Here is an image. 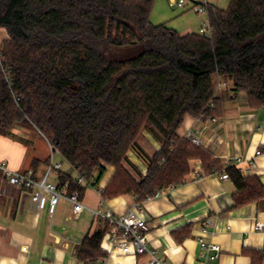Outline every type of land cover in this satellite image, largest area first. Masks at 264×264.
<instances>
[{
    "label": "trees",
    "instance_id": "obj_1",
    "mask_svg": "<svg viewBox=\"0 0 264 264\" xmlns=\"http://www.w3.org/2000/svg\"><path fill=\"white\" fill-rule=\"evenodd\" d=\"M155 0H0V136L33 127L97 188L114 173L103 201L130 195L138 204L182 185L190 163L204 175L228 174L235 206L264 199L258 176L223 167L209 151L177 134L186 117L209 119L219 105V81H232L252 108L264 109V0H231L208 8L214 32L181 36L153 25ZM17 98L19 101H17ZM144 132L161 148L152 156L139 144ZM136 152L147 161L139 174ZM126 166L137 173L136 179ZM69 192L84 196L66 175ZM108 227L101 222L80 246L93 263Z\"/></svg>",
    "mask_w": 264,
    "mask_h": 264
},
{
    "label": "crops",
    "instance_id": "obj_2",
    "mask_svg": "<svg viewBox=\"0 0 264 264\" xmlns=\"http://www.w3.org/2000/svg\"><path fill=\"white\" fill-rule=\"evenodd\" d=\"M204 2L208 8L225 10L228 1L193 0L184 8L193 14L186 11L172 28L164 25L181 36L199 34V16L194 14L193 7ZM153 20L155 24L162 22L155 14L151 16ZM3 31L6 37L2 43L8 40L5 29H0V34ZM219 84L222 85L217 92L219 105L216 115L203 121L207 129L202 134L201 147L223 167L234 166L245 177L258 176L264 185V109L252 108L245 92L235 94L232 81L220 80ZM201 123L199 119L186 117L178 136L182 138ZM144 135L150 151L142 142L139 144L152 156L161 145L149 134ZM51 149L49 141L33 127L16 126L9 136H0V161L16 172L32 170L38 181L47 175ZM129 155L130 162L146 174L147 167L142 169V163ZM54 162L62 168L52 170L47 182L59 184L61 175L75 182L78 172L74 167L61 155L58 161L54 155ZM114 170L108 169L98 187L106 188ZM235 190L230 179L223 180L219 174L206 176L201 162L192 161L185 183L139 204L141 212L134 208L138 203L130 195L104 202L96 188H87L83 196L85 210L74 219L72 205L65 199L60 200L53 216L47 209L36 211L31 192L9 185L0 170V264H106L102 250L105 256L93 263L82 262L77 256L84 240L101 226L93 212L106 209L118 214L137 211L148 223L150 248L166 264H264V233L255 230L257 223H264V199L236 207ZM200 238L220 246L216 260L205 261ZM145 262L144 257H114L110 264Z\"/></svg>",
    "mask_w": 264,
    "mask_h": 264
},
{
    "label": "built area",
    "instance_id": "obj_3",
    "mask_svg": "<svg viewBox=\"0 0 264 264\" xmlns=\"http://www.w3.org/2000/svg\"><path fill=\"white\" fill-rule=\"evenodd\" d=\"M189 0H169L170 6L173 8L184 9ZM193 10L195 13L203 15L208 14V5L206 2L200 5H194ZM213 28L209 20L208 24H202L199 34L211 38L213 35ZM222 87L218 85L217 91ZM17 101L19 99L17 98ZM202 123L198 128L188 130L183 139L190 142L195 146H202V134L207 129V125L203 119H199ZM58 152L51 149V156L49 159V168L46 177L38 181L32 170L26 172H16L8 167L5 161H0V170L3 173L4 180L11 186L19 189H24L31 192L32 205L36 211L47 209L50 215L56 213L57 206L61 199L67 200L72 205V217L78 218L85 210L83 197L79 192H69V182L54 184L47 182L46 178L52 170H60L62 165L54 162V155ZM230 167L226 166L225 168ZM223 180H229L228 174L221 175ZM76 185L93 188L96 180L93 178L88 181L83 175L78 174L75 180ZM98 194L102 198L105 188H96ZM159 192L157 195H160ZM103 200V199H102ZM105 202V201H104ZM138 212H141V207L136 204L134 207ZM134 209L125 214H118L112 209L97 210L93 212V217L100 220L108 227V232L104 235L100 248L106 254V264H110L114 257H144L146 262L144 264H166L164 260L156 256L154 249L149 246L148 230L149 226L147 221L142 218ZM255 230L264 233V223H257ZM203 258L205 261L216 260L220 253L221 248L216 244H208L202 238L199 240ZM213 254H209V253Z\"/></svg>",
    "mask_w": 264,
    "mask_h": 264
},
{
    "label": "rangeland",
    "instance_id": "obj_4",
    "mask_svg": "<svg viewBox=\"0 0 264 264\" xmlns=\"http://www.w3.org/2000/svg\"><path fill=\"white\" fill-rule=\"evenodd\" d=\"M192 1L193 0H189L188 3L190 4V3H192ZM227 1H228L227 4H226L227 6H225V8H224L225 10H227L229 8V6H230V0H227ZM186 11L188 13L189 12H192V11H189L188 9L179 10L178 8L171 7L170 6V3H169V0H155V5H154V8H153L152 14H155V18L160 19V21H162L161 22L162 24H167L169 27L172 28L173 26H175L181 20L182 15H184V14L187 13ZM152 14H151V16H152ZM192 14H193V12H192ZM194 14L197 15V16H199V31H200V28H201L203 22L206 23V24H208L207 14H203V15H200V14H197V13H194ZM155 22H156V20H153V22L151 21V23L154 24V25L161 24L160 22L158 24H155ZM5 37H6V33H5V31H3L2 35L0 34V44H2V41H3V39ZM144 134H149V133L144 132L142 134L139 142H142L143 146L150 151L149 142L146 140ZM129 154L131 155V158L133 160H135L134 157H136L142 163V165H140V167L142 169L144 167H147V161H146V158H144V156L139 155L138 153H136L134 151L130 152ZM59 155L60 154H58L57 152L55 153V160L56 161L59 160ZM64 167H65V165H64ZM126 168L132 174V176H134L136 179H139V176L134 171H132L131 169H129L128 166H126ZM138 172L142 176L145 175V174H142L139 170H138Z\"/></svg>",
    "mask_w": 264,
    "mask_h": 264
}]
</instances>
